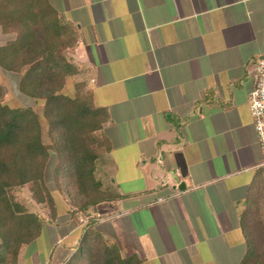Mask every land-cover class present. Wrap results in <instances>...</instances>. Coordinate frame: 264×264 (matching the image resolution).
Listing matches in <instances>:
<instances>
[{
  "label": "crops",
  "instance_id": "0c3cea01",
  "mask_svg": "<svg viewBox=\"0 0 264 264\" xmlns=\"http://www.w3.org/2000/svg\"><path fill=\"white\" fill-rule=\"evenodd\" d=\"M50 4L78 33L77 72L64 89L69 80L83 84L108 115L95 178L109 199L81 226L56 206L18 264L42 240L36 263L64 264L89 226L140 264H241L249 244L264 245V181L248 108L253 62L264 53V0ZM261 254L250 261L262 264Z\"/></svg>",
  "mask_w": 264,
  "mask_h": 264
},
{
  "label": "trees",
  "instance_id": "16d2710c",
  "mask_svg": "<svg viewBox=\"0 0 264 264\" xmlns=\"http://www.w3.org/2000/svg\"><path fill=\"white\" fill-rule=\"evenodd\" d=\"M0 28L4 34L15 35L0 46V67L20 74L21 94L43 101L51 142L48 146L43 144L41 123L31 108H10L1 103L4 91L0 86V264H18L20 250L40 237L44 221L18 203L11 190L28 187L31 199L45 204L54 220L56 205L45 182L51 151L56 157L54 178L58 180L63 175L73 181L78 211L85 213L109 199L95 178V164L103 143L94 136L108 115L105 109L94 105L81 85H76L73 96L63 94L66 78L77 72L71 53L78 33L74 25L59 16L50 0H0ZM258 174L264 181L263 168H258ZM256 249L249 244L241 264H258L250 261V254L256 255ZM64 264L140 261L135 256L123 257L116 245L89 226Z\"/></svg>",
  "mask_w": 264,
  "mask_h": 264
},
{
  "label": "rangeland",
  "instance_id": "374dc122",
  "mask_svg": "<svg viewBox=\"0 0 264 264\" xmlns=\"http://www.w3.org/2000/svg\"><path fill=\"white\" fill-rule=\"evenodd\" d=\"M14 37V34H4L0 28V46L12 41ZM19 78L20 74L5 71L0 67V86L4 91V96L1 100V103L7 105L10 108H31L39 117L42 128L43 144L48 146L51 144V142L47 134L48 124L43 116V101L34 100L21 94L18 90ZM77 84L83 86V90L85 91L83 84L74 83L73 80H69L66 84L65 89L63 88L64 93L69 95L72 94L73 91L75 92ZM94 136L97 141L100 140L97 133H95ZM55 164L56 157L51 151V158L45 172L46 186L52 196L54 205L58 206L59 208L64 207L65 209H69L70 214H72L74 218H76L74 221H76V223L81 226L83 224L82 221L85 220L83 216L84 213L78 211V198L76 196V193H74L75 186L73 184V181L70 178L63 177V175L59 176L58 180H56L54 178ZM11 192L15 200L23 205L28 211L37 212V215H39L45 223H50L47 222V219L50 216L47 206L45 204H36L31 199V194L28 190V187H15L11 190ZM48 229L50 231L57 230L56 228H54V226H49ZM56 232L57 234L59 233L58 230ZM36 246L37 248L35 255L33 254V256L30 257L29 262H27V260H24L23 262H21L22 264H37L36 262H39L48 246V240H42L38 242ZM261 247H264V245H262ZM48 250H50V248ZM258 250L262 252L260 257L262 261L264 248H262L263 251L260 248ZM43 260L44 261L41 264H51L49 262L50 259L48 260L45 257Z\"/></svg>",
  "mask_w": 264,
  "mask_h": 264
},
{
  "label": "built area",
  "instance_id": "2783aa9c",
  "mask_svg": "<svg viewBox=\"0 0 264 264\" xmlns=\"http://www.w3.org/2000/svg\"><path fill=\"white\" fill-rule=\"evenodd\" d=\"M251 75L252 90L248 95V108L252 127L260 149V162L257 168L264 169V53L253 62Z\"/></svg>",
  "mask_w": 264,
  "mask_h": 264
},
{
  "label": "water",
  "instance_id": "95a60500",
  "mask_svg": "<svg viewBox=\"0 0 264 264\" xmlns=\"http://www.w3.org/2000/svg\"><path fill=\"white\" fill-rule=\"evenodd\" d=\"M184 188V185H180L179 187V190L183 189Z\"/></svg>",
  "mask_w": 264,
  "mask_h": 264
}]
</instances>
